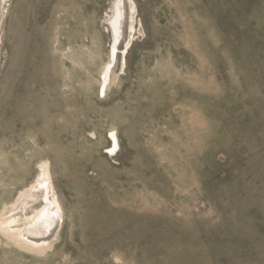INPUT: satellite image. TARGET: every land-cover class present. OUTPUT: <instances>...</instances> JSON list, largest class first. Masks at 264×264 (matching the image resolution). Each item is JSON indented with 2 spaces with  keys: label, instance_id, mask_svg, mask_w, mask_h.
Instances as JSON below:
<instances>
[{
  "label": "rangeland",
  "instance_id": "obj_1",
  "mask_svg": "<svg viewBox=\"0 0 264 264\" xmlns=\"http://www.w3.org/2000/svg\"><path fill=\"white\" fill-rule=\"evenodd\" d=\"M113 1L0 0V264H264V0Z\"/></svg>",
  "mask_w": 264,
  "mask_h": 264
},
{
  "label": "bare ground",
  "instance_id": "obj_2",
  "mask_svg": "<svg viewBox=\"0 0 264 264\" xmlns=\"http://www.w3.org/2000/svg\"><path fill=\"white\" fill-rule=\"evenodd\" d=\"M123 6V3H122ZM114 149L109 152L112 153ZM40 177L46 181V168L40 167ZM46 207V206H45ZM51 212L58 213L55 208H48L38 210L30 217H26L23 221L13 219L0 220V232L7 235L9 238L20 242L30 248H40L47 245L55 236L60 219L59 215L56 227L50 230L51 224L54 222Z\"/></svg>",
  "mask_w": 264,
  "mask_h": 264
},
{
  "label": "water",
  "instance_id": "obj_3",
  "mask_svg": "<svg viewBox=\"0 0 264 264\" xmlns=\"http://www.w3.org/2000/svg\"><path fill=\"white\" fill-rule=\"evenodd\" d=\"M122 21H123L122 0H114L111 6V15L106 19V23L110 28L111 37H112V51H111L112 59L115 54L116 45L121 37ZM109 68L110 66L107 67L106 69L107 72ZM107 72L105 73V79L107 76ZM48 206H50V204L48 202H45V205L40 210L42 211L43 209L48 208ZM51 213H53L52 218L54 222L51 224L50 230H54L58 221V217L55 212H51Z\"/></svg>",
  "mask_w": 264,
  "mask_h": 264
}]
</instances>
